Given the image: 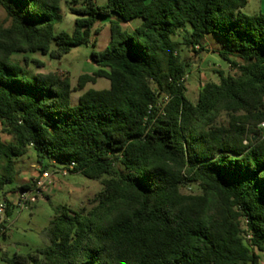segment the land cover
Listing matches in <instances>:
<instances>
[{"label": "trees", "instance_id": "trees-1", "mask_svg": "<svg viewBox=\"0 0 264 264\" xmlns=\"http://www.w3.org/2000/svg\"><path fill=\"white\" fill-rule=\"evenodd\" d=\"M62 1L0 0L10 22L0 24V192L6 199L34 186L19 183L17 167L31 148L42 169L74 162L71 174L100 181L103 190L90 209L57 207L46 246L4 251L1 260L262 264L264 13L245 14L249 0H65L75 25L58 31ZM101 19L109 20L110 42L93 51L98 69L76 87L69 75L31 73L13 58L39 51L61 59L88 44ZM135 20L141 24L124 28ZM188 25L190 36L174 39ZM212 33L223 38L220 56L236 73L220 71L194 103L182 46L207 51ZM99 78L110 88L88 89L72 105V93ZM222 114L227 121L218 123ZM191 185L200 193L183 192Z\"/></svg>", "mask_w": 264, "mask_h": 264}, {"label": "rangeland", "instance_id": "rangeland-1", "mask_svg": "<svg viewBox=\"0 0 264 264\" xmlns=\"http://www.w3.org/2000/svg\"><path fill=\"white\" fill-rule=\"evenodd\" d=\"M260 1L249 0L243 12L249 15L260 12ZM262 1L264 2V0ZM62 2L64 20L57 27V30L72 31L76 17L72 14L65 0ZM105 2L106 0H98L99 4ZM0 24H5V26L10 25V22L7 21V14L1 6ZM96 27H98L99 33L95 34L88 44L74 47L70 53L61 59H51L39 51L15 53L13 58L22 62L31 73L58 72L61 75H69L72 80V85L76 87L78 78L81 75H91L98 69L93 61V51H103L111 39L108 19H101L96 24ZM125 28L132 30L134 24H125ZM191 31L192 28L188 25L178 30L173 37L180 42H184V38L189 37ZM223 46V38L213 33L209 34L206 38L207 51L196 53L186 45L182 46L181 56L190 64L185 79V85L187 86L186 95L194 103L198 101L202 85L211 81H220V71L226 74L236 73V70L220 56V51L223 49ZM26 58L29 60L28 64L25 61ZM36 60L40 61L44 66L36 63ZM110 85V81L105 78H99L95 84H87L84 90L74 91L72 93V105L78 104L80 95L88 89H109ZM226 121L227 117L225 114H222L217 119L218 123H225ZM2 138L7 141L10 139V136L3 134ZM17 167L21 172L19 183L34 182L39 175L40 165L33 148L29 150L27 155L18 160ZM54 168H51L49 171L54 172ZM102 190L103 185L100 181L89 179L81 173L71 174L69 176H62L56 173L54 182L47 187L46 199H40L30 209H12V214L9 217L4 215L2 225H5L4 231L7 235L0 236V247L2 249L0 250V264H5L1 260V255L4 251L13 256L16 253L27 254L46 246L49 242L45 235V230L55 217L57 207L67 205L74 210H80L82 208L90 209L94 205L95 196ZM183 192L186 194L200 193V189L197 185H191L184 187ZM2 198L3 193L0 192V199ZM0 234H2V231H0ZM262 264H264V253Z\"/></svg>", "mask_w": 264, "mask_h": 264}, {"label": "built area", "instance_id": "built-area-1", "mask_svg": "<svg viewBox=\"0 0 264 264\" xmlns=\"http://www.w3.org/2000/svg\"><path fill=\"white\" fill-rule=\"evenodd\" d=\"M261 127L264 128V122L261 124ZM76 166V163H71L69 166H60L55 167L54 172L39 168V175L34 180V186L28 189H20L15 192H10L6 199H0V226L3 222V217L7 213L8 206L12 208L24 210L30 209L34 206L40 199H46L47 187L54 182V176L56 173L61 174L62 176L71 175V169ZM5 227H1L2 233Z\"/></svg>", "mask_w": 264, "mask_h": 264}, {"label": "crops", "instance_id": "crops-1", "mask_svg": "<svg viewBox=\"0 0 264 264\" xmlns=\"http://www.w3.org/2000/svg\"><path fill=\"white\" fill-rule=\"evenodd\" d=\"M258 13H264V2L261 0L260 1V12H258ZM108 22H109V20H108ZM127 25H130V24H134V28L136 27V26H138V25H140L141 24V21L140 20H135V21H132V22H129V23H126ZM123 26H124V28H125V24H123ZM133 28V29H134ZM126 29V28H125ZM132 29V30H133ZM129 30V29H128ZM131 31V30H130Z\"/></svg>", "mask_w": 264, "mask_h": 264}]
</instances>
